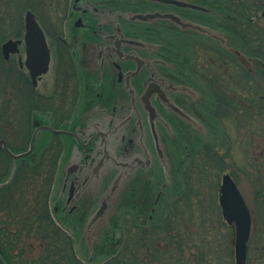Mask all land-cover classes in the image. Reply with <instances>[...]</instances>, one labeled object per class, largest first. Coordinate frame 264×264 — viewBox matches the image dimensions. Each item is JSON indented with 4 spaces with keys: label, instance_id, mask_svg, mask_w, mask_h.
<instances>
[{
    "label": "flooded vegetation",
    "instance_id": "1",
    "mask_svg": "<svg viewBox=\"0 0 264 264\" xmlns=\"http://www.w3.org/2000/svg\"><path fill=\"white\" fill-rule=\"evenodd\" d=\"M210 1L50 0L52 23L36 11L41 1L37 8L25 11L21 36L6 40L17 42L15 52L5 58L1 50L0 57L8 72L16 75L18 71L14 83L8 82V102L18 99L24 114L25 99H29L28 112L35 119L29 136L19 129L16 147L5 133L0 141L13 154H21L29 150L33 132L40 130L32 152L25 157L12 159L0 146V156L5 158L0 163V247L9 250L27 238L25 229L31 224L32 211L23 197L26 160L41 170L44 167L45 172L53 165L47 210L73 247L75 243L63 227L83 231L116 178L124 180L111 210L138 209L132 228L136 233L141 225L143 229L153 227L169 188L167 179H159L174 178L171 170L169 177L165 175V167L178 161L183 166L185 154L196 150L200 139L196 124L211 135L217 133V120L223 124L226 114L237 118L234 107L218 102L210 91V87H219V80L212 79L210 71L197 77L190 52L182 43L198 36L191 27L203 26L211 17L212 10L206 7ZM27 12L34 15L49 49L50 93L40 90L45 75L33 86L25 66ZM137 15L156 17L140 21L135 19ZM224 50H219V62L220 69L227 72V59L233 61V57ZM44 127L72 135L51 133ZM4 164L9 169L7 178L2 173ZM128 198L140 201L129 205ZM147 210L151 224H140ZM0 264H9L1 254Z\"/></svg>",
    "mask_w": 264,
    "mask_h": 264
},
{
    "label": "rangeland",
    "instance_id": "2",
    "mask_svg": "<svg viewBox=\"0 0 264 264\" xmlns=\"http://www.w3.org/2000/svg\"><path fill=\"white\" fill-rule=\"evenodd\" d=\"M39 1L41 6L36 11L44 20L52 23L50 0H0V51L6 40L14 35L21 36L25 11L37 8ZM213 1L209 2L211 7L205 4L212 11L211 17L205 19L206 24H202L203 32L182 40V43L190 52L189 60H192L191 67L197 77L210 71L212 79L219 80V87L216 86L215 90L210 87V91L226 102L233 101V107L237 108L233 111L238 119L231 113L226 114L223 124L217 120V133L211 135L196 124L197 136L200 137L196 150L185 154L183 166L178 161L177 165L172 163L165 167V175L169 177L171 170L174 178L159 179L161 182L167 179L169 188L165 189L153 227L143 229L141 225L136 233L132 228L138 209L125 206L119 213L111 210L114 201L104 223L94 225L88 232L86 228L77 232L64 226L75 243V255L82 264H105L115 257L117 262L114 264H122L123 259L124 264H235V230L226 223L219 204L224 175L233 179L251 214L245 264H264V71L260 68L264 63V48L254 37H250L251 41L246 38V45L234 39L233 35L231 40L227 39L225 32H231L234 24L230 18L221 16L224 4L221 5L220 0ZM251 2L254 7H250ZM244 4L245 13L249 15H242V21L249 19L247 23H250L253 31L264 33V0H245ZM231 14L234 16V13ZM219 47L226 49L233 57V61L231 57L227 59V72L220 69ZM250 53H259L260 56L250 59ZM13 62L17 67L16 61ZM4 63L5 60L0 57V136L5 133L3 135L9 136L10 143L16 147L14 138L19 129L29 136L35 117L28 112L32 104L29 99H25L24 114L18 99L11 96L8 102V82L17 79L18 71L16 75L8 72ZM52 80L50 71L42 78L40 90L50 93ZM190 94L196 93L190 91ZM192 154L195 155L192 159L186 157ZM2 162H5L4 156H0ZM3 172V177L7 178L9 169L5 168V164ZM178 175H185V178H175ZM43 189H47L46 184ZM30 196L27 188L23 195L25 203H29L27 199ZM133 200L140 201L137 198L126 199L132 201L129 205L134 204ZM55 215L54 219L60 223L59 214ZM149 215L150 210H147L140 224H151ZM125 237L133 247L131 258L121 257L118 252L120 244L124 245ZM41 242L30 235L20 246H16L13 256L15 264L44 263L40 261L44 254V244Z\"/></svg>",
    "mask_w": 264,
    "mask_h": 264
},
{
    "label": "trees",
    "instance_id": "3",
    "mask_svg": "<svg viewBox=\"0 0 264 264\" xmlns=\"http://www.w3.org/2000/svg\"><path fill=\"white\" fill-rule=\"evenodd\" d=\"M222 1V3H221ZM245 0H220V4H224L223 7V17L230 18L234 27L232 31H224L226 34L225 36L227 39L231 40L230 37H234V39L239 40L243 45L248 44V39L251 41L250 37H254L255 41L261 42L262 48H264V33L262 31H253V27H250V23H247L246 18L243 22L242 15L248 16V13H245ZM250 7H254L253 3H250ZM251 10L250 8H248ZM228 12V13H227ZM234 13V16L231 14ZM250 13V12H249ZM222 14V13H221ZM248 14V15H247ZM238 17V18H236ZM241 17V18H240ZM233 18V20H232ZM244 23V24H243ZM247 24V27H245ZM247 29L243 32L244 29ZM227 30V29H226ZM249 33V35H248ZM251 35V36H250ZM248 38V39H246ZM246 43H245V42ZM240 47V46H238ZM224 50L222 47H220ZM218 48L219 50H221ZM226 51V50H224ZM248 58L252 59L254 57L260 56L259 53L249 54ZM260 65V63H258ZM264 71V63L260 67ZM217 96L218 102H225L226 105L234 106V102H226L224 98ZM236 107L233 110L236 111ZM32 163V162H31ZM29 160L25 161V170L26 173V183L28 191L30 192L31 196L27 199L26 207H28L32 212V221L31 224L26 225L25 232L27 233V238L30 236L31 233L35 234V236L40 239L44 246V254L40 261L44 262L42 264H54L56 261L57 264H82L75 255L74 247L72 246V242L68 236H66L60 229H58L47 210V199L48 194L50 191V185L52 182V178H50L54 174V167L51 165L50 171H44V167L42 170L40 167H36V165L31 164ZM21 174V173H20ZM35 175H41L42 178H34ZM46 175L49 178H45ZM47 186V189H43V185ZM40 188V189H39ZM39 205V206H38ZM39 207V208H37ZM35 227V230L33 228ZM124 245L119 248V255L122 257H132L131 250L133 249L132 246L129 245L127 238L125 237ZM129 240V239H128ZM15 247H10L9 250L3 247H0V254L4 256L6 259L8 258L9 264H15L14 260V253ZM114 259V258H113ZM112 259V260H113ZM111 262H107L105 264H114L113 262H117V257ZM125 259H123L122 264H124ZM130 264V263H129Z\"/></svg>",
    "mask_w": 264,
    "mask_h": 264
},
{
    "label": "water",
    "instance_id": "4",
    "mask_svg": "<svg viewBox=\"0 0 264 264\" xmlns=\"http://www.w3.org/2000/svg\"><path fill=\"white\" fill-rule=\"evenodd\" d=\"M156 15H137L135 19L144 21L147 18H153ZM176 22L180 23L177 19L170 17ZM183 27L184 25L180 23ZM193 30H199L203 32L201 27H191ZM25 44H26V61L25 66L31 77L33 85H36L37 78L46 74L49 68V50L46 45L45 36L43 31L36 22L34 15L31 12H27L25 15ZM17 42L8 41L2 45V54L5 58L8 57L9 53L15 52L14 47H16ZM42 129L48 130L55 134H66L72 135V133H66L62 131H55L50 127H44ZM40 129H37L32 134V139L30 141V148L27 152L21 154H13L5 146L4 141H0V146L9 154L12 159H19L29 155L33 150V144L36 139V135ZM124 178H116L113 181L107 194L103 196L97 211L92 215L88 221L86 232L89 231L94 225L103 224L105 218L109 215V210L112 202H115L117 192L120 189V182H123ZM219 203L221 206V211L223 218L226 223L234 226L235 230V264H245L247 257V244L250 238L251 232V214L249 208L247 207L240 191L238 190L232 179L225 175L222 180L220 187V197Z\"/></svg>",
    "mask_w": 264,
    "mask_h": 264
}]
</instances>
